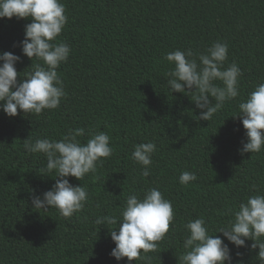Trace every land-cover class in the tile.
Here are the masks:
<instances>
[{"label":"trees","instance_id":"1","mask_svg":"<svg viewBox=\"0 0 264 264\" xmlns=\"http://www.w3.org/2000/svg\"><path fill=\"white\" fill-rule=\"evenodd\" d=\"M61 2L68 23L57 42L71 49L57 70L67 93L61 106L39 116L18 110L9 117L0 110V264H129L110 255V231L94 221L119 216L128 195L142 196L153 187L172 202L175 231L170 226L158 251L149 254L152 264H179L184 223L202 216L215 229L230 219L229 208L257 190L264 193V152L241 155L246 130L238 117H229L239 99L264 83V0ZM30 22L0 19V52L21 57L15 65L21 77L38 62L20 46ZM217 41L228 44L225 66L235 61L242 69L241 97L204 121L188 95L168 89L172 66L164 57L177 49L201 53ZM72 128L85 130L81 143L92 132H106L113 154L83 181L68 177L73 186H86L89 200L82 212L65 219L55 208H33V191L42 196L50 190L55 174L38 172L44 157L26 155L23 143L28 137L59 140ZM149 141L157 151L151 174L143 177L131 154ZM184 171L197 180L181 184ZM252 243L239 249L229 243L233 264H259Z\"/></svg>","mask_w":264,"mask_h":264},{"label":"clouds","instance_id":"2","mask_svg":"<svg viewBox=\"0 0 264 264\" xmlns=\"http://www.w3.org/2000/svg\"><path fill=\"white\" fill-rule=\"evenodd\" d=\"M13 17L31 19L25 25L20 46L24 56L38 62L34 66L31 63L32 71L21 77L15 67L21 57L8 51L0 52V110L9 117L17 116L18 110L24 116L56 110L67 95L57 70L68 61L71 52L66 43L57 42L68 23L65 5L61 0H0V19ZM228 50L226 42L217 41L201 53L177 49L164 57L172 66L166 73L168 89L171 93L188 95L200 110L199 120L211 121L225 104L241 97L243 72L235 61L225 66ZM229 117H238L246 130L247 142L242 141L240 154L264 152V83L257 84L245 98L239 99L235 113ZM84 135L83 128H72L59 140L39 137L24 140L26 155L38 154L46 161L37 171L52 178L55 174V184L50 190L42 196L33 191V208L45 212L55 208L65 219L85 209L89 200L86 186H73L68 177L83 181L87 175L95 174L98 165L112 156L113 148L106 132H92L86 143H81L78 138ZM156 151L154 141L134 146L131 158L142 167L143 177L151 174ZM196 180L194 172L184 171L179 176L183 185ZM226 215L230 219L215 229H210L202 216L183 224L185 235L183 251L177 257L179 264H233L229 243L239 249L249 247L246 244L249 240L253 242L250 248L258 249L259 264H264V193L257 190L229 208ZM94 224L108 227L115 243L110 255L117 261L127 258L129 264L132 261L152 264L153 257L149 254L158 251L170 226L175 231V212L172 202L153 187L142 196L128 195L119 216H97ZM217 233L222 234L223 239Z\"/></svg>","mask_w":264,"mask_h":264}]
</instances>
